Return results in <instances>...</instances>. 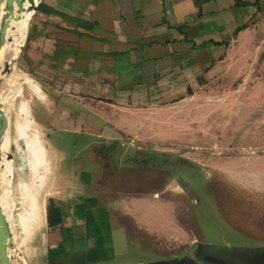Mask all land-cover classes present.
Masks as SVG:
<instances>
[{"label":"crops","instance_id":"0c3cea01","mask_svg":"<svg viewBox=\"0 0 264 264\" xmlns=\"http://www.w3.org/2000/svg\"><path fill=\"white\" fill-rule=\"evenodd\" d=\"M244 1H38L23 56L45 99L44 129L58 140L48 145L59 155L23 264H114L134 244L158 252L165 240H175L177 253L191 247L196 239L166 197L177 184L159 175L142 181V172L161 169L139 163L133 149L171 152L195 139L185 132L195 127L192 100L208 96L197 82L239 61L264 6ZM11 28L10 45L17 21ZM107 146L114 148L105 154ZM130 199L147 201L152 219L125 204ZM163 209L167 226L154 220Z\"/></svg>","mask_w":264,"mask_h":264},{"label":"rangeland","instance_id":"374dc122","mask_svg":"<svg viewBox=\"0 0 264 264\" xmlns=\"http://www.w3.org/2000/svg\"><path fill=\"white\" fill-rule=\"evenodd\" d=\"M258 13L249 23L254 30L243 40L239 61H228L208 79L200 78L197 82L208 96L199 97L198 94L192 100L195 127L185 132L192 133L195 139L174 145L176 149L165 152L175 159H183L180 163L184 171L158 165L161 171L142 172V181L159 175L169 176L176 184L179 177L198 193L209 214L202 209L197 211L179 187L166 197L176 205L180 224L188 230V238L203 243H219L225 239L233 246L264 244V6ZM28 23L25 38L24 21L20 23L22 34L17 35L9 55V61L18 55L16 62L11 73L0 80V98L4 96L3 100L18 115L29 136V148L25 147L24 152L22 149L16 152L12 142H8L12 155L8 166L9 190L2 193L7 207L1 208L9 217L17 254L38 231L35 226L51 190V175L56 155H59L50 148L58 142L57 138L44 129L45 99L24 63ZM7 120L10 125V119ZM165 134L161 131L160 140L167 138ZM65 148L68 153V147ZM113 148L107 146L100 150L107 154ZM157 195L160 196L153 194ZM125 204L142 213L141 217L152 219L153 216H149L155 214L149 211L147 201L130 199ZM159 212L158 219L154 216V220L167 226L166 211ZM175 245V240H165L161 250L152 252L134 244L127 249V255L117 257L114 264L147 262L183 254L177 253Z\"/></svg>","mask_w":264,"mask_h":264},{"label":"water","instance_id":"95a60500","mask_svg":"<svg viewBox=\"0 0 264 264\" xmlns=\"http://www.w3.org/2000/svg\"><path fill=\"white\" fill-rule=\"evenodd\" d=\"M39 0H0V47L6 38V30L11 21L19 19L21 13L33 12L37 8ZM22 46L20 47V50ZM18 56V55H17ZM17 59V57H16ZM15 60L3 62L0 67V80L11 73V66ZM4 103L0 101V145L7 131L8 120L4 111ZM138 162L149 165H162L178 168L184 171V166L180 160L169 154L149 148L135 147ZM5 159L11 160L12 155L7 151ZM1 162V157H0ZM2 165H0V168ZM177 186L184 191L189 202L193 204L197 211L202 209L205 214H209L203 200L198 193L185 181L178 177ZM12 260H18V264H23L21 252H14V237L11 227L0 205V264H12ZM125 264H264V244H254L252 246H233L225 239L219 243H203L195 241L191 247L183 254L174 255L167 258L137 263Z\"/></svg>","mask_w":264,"mask_h":264},{"label":"bare ground","instance_id":"6f19581e","mask_svg":"<svg viewBox=\"0 0 264 264\" xmlns=\"http://www.w3.org/2000/svg\"><path fill=\"white\" fill-rule=\"evenodd\" d=\"M29 13H31V12H28V13L23 12V13L20 14L19 19L15 20V21H17V35H19V36L21 35V31L18 32L20 23H21L22 20L24 21L25 24L28 23ZM15 21H11L9 23V27L6 30L5 41H4L3 45L0 47V67L2 66L3 62H6V61L8 62L9 61L10 49H11V46H12V44L10 45V43L12 42V38L9 35V32L12 29L11 28L12 27V23L15 22ZM16 57L17 56L13 57L12 60H15ZM13 66H14V64L11 66L12 69H13ZM3 84H4V81H3ZM3 98H4V96H1L0 101L4 103L5 101L3 100ZM3 111H4L5 115L7 116V119H10V125L7 126L6 134H5V136L3 138V141H2V143L0 145V157H1L0 165H2V167L0 168V180H1V183H0V198H1L0 199V205L3 207V209H5V207H7V204H6V201L4 200V196H3L2 193H3V191L9 190V185H8L9 160L5 159V157H4L5 153L7 151H9V149H10V146L8 145V142H9V140L12 142L13 147L15 148L16 152L20 151L21 149H22V152H24L25 147L29 148V146H28L29 136H28L27 132L25 131L24 127L21 125L18 115L13 111V109L10 107V105L7 102L4 103ZM24 160H26V159H24ZM21 217L22 216H20L18 218V222L21 220ZM8 219H9V217H8ZM9 225H10V222H9ZM12 264H18V263H17V261L12 260Z\"/></svg>","mask_w":264,"mask_h":264},{"label":"trees","instance_id":"16d2710c","mask_svg":"<svg viewBox=\"0 0 264 264\" xmlns=\"http://www.w3.org/2000/svg\"><path fill=\"white\" fill-rule=\"evenodd\" d=\"M248 3L244 0H234V5L235 6H242V5H247ZM260 9V7H258ZM13 25V23H12ZM246 23L242 24L241 26H239V28H237L236 30L238 29H242L244 27H246ZM133 155L137 157L136 153L133 151Z\"/></svg>","mask_w":264,"mask_h":264}]
</instances>
